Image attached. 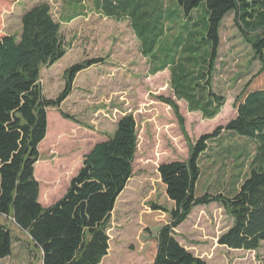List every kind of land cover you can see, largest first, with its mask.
<instances>
[{
	"label": "trees",
	"instance_id": "trees-1",
	"mask_svg": "<svg viewBox=\"0 0 264 264\" xmlns=\"http://www.w3.org/2000/svg\"><path fill=\"white\" fill-rule=\"evenodd\" d=\"M85 1L108 19L129 22L141 54L149 59L150 74L169 70L175 100L163 96L157 100L172 109L185 136L177 101L183 100L190 112H199L205 119L215 117L225 104V97L213 90V75L220 27L233 14V24L260 70L235 97V118L195 142L187 138L186 160L159 168L158 192L160 205L165 207L155 209L166 220L154 221L149 215L141 237L144 247L150 243L146 250L151 252V264H206L180 244L175 231L195 207L215 203L231 219L218 244L230 250L259 249L264 242V0H63L72 10L62 21L80 15L75 9ZM20 25L18 36L0 39V259L11 255L13 244L4 218L27 234L33 248L41 252L42 264H100L109 250L111 213L132 176L138 144L135 120L131 114L121 117L112 136L84 156L63 196L42 206L34 166L38 146L46 136L47 109L54 107L63 119L80 124L60 105L73 91L77 74L102 59H87L67 68L61 93L46 99L41 68L53 66L67 50L60 22L50 6L41 3L21 16ZM174 26L177 31L168 35ZM222 131L256 142L249 175L231 197L222 193L198 197L200 157Z\"/></svg>",
	"mask_w": 264,
	"mask_h": 264
},
{
	"label": "rangeland",
	"instance_id": "rangeland-1",
	"mask_svg": "<svg viewBox=\"0 0 264 264\" xmlns=\"http://www.w3.org/2000/svg\"><path fill=\"white\" fill-rule=\"evenodd\" d=\"M41 3H47L54 19L60 22L67 49L53 66L41 68L40 84L46 99H55L61 93L64 71L70 66L93 58L102 62L77 74L73 91L60 105L80 124L63 119L54 107L47 109V138L38 146L39 167L34 166L38 200L44 207L59 200L81 168L84 156L95 144L112 136L121 117L131 114L138 138L132 176L111 213L109 250L100 264H151L152 255L146 250L150 243L144 247L141 234L149 215L154 221L166 220V215L155 209L162 205L159 168L186 160L187 138L195 142L235 118L234 99L258 73L260 64L235 28L233 14H228L220 27L213 75V90L225 97V104L215 117L205 119L199 112H190L183 100L177 101L185 136L172 109L157 100L158 96L175 98L169 88V70L150 74L149 59L141 54L128 21L108 19L94 11L88 1L75 9L80 15L64 22L62 17L72 8L63 0H0V39L18 36L21 16ZM177 29L174 26L167 34ZM207 146L199 160L201 174L195 194L222 193L231 197L249 175L256 142L222 131ZM2 221L11 230L13 244L11 255L0 259V264H42L41 252L33 248L27 234L8 219ZM230 225L231 219L220 205L195 207L176 229V238L206 264H264V242L256 251L230 250L218 244L219 236Z\"/></svg>",
	"mask_w": 264,
	"mask_h": 264
},
{
	"label": "crops",
	"instance_id": "crops-1",
	"mask_svg": "<svg viewBox=\"0 0 264 264\" xmlns=\"http://www.w3.org/2000/svg\"><path fill=\"white\" fill-rule=\"evenodd\" d=\"M37 178V177H36ZM41 202V201H40ZM41 205H42V203H41ZM49 206V205H48ZM45 207H47V206H45Z\"/></svg>",
	"mask_w": 264,
	"mask_h": 264
}]
</instances>
